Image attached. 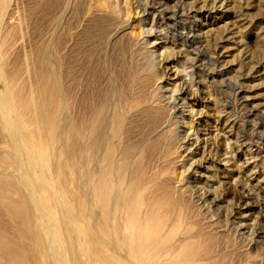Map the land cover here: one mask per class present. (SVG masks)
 Here are the masks:
<instances>
[{
	"label": "rangeland",
	"instance_id": "rangeland-1",
	"mask_svg": "<svg viewBox=\"0 0 264 264\" xmlns=\"http://www.w3.org/2000/svg\"><path fill=\"white\" fill-rule=\"evenodd\" d=\"M1 19L2 74L32 110L49 74L68 124L103 106V137L139 151L128 175L169 177L205 237L190 264H264V0H9Z\"/></svg>",
	"mask_w": 264,
	"mask_h": 264
},
{
	"label": "bare ground",
	"instance_id": "bare-ground-1",
	"mask_svg": "<svg viewBox=\"0 0 264 264\" xmlns=\"http://www.w3.org/2000/svg\"><path fill=\"white\" fill-rule=\"evenodd\" d=\"M8 1L0 0V11ZM4 70L0 58V82L16 83ZM46 79L41 82L49 87L50 109L44 100L41 109H48L38 113L33 107L35 113V98H26L20 80L11 95L0 97V264H190L205 237L181 229L169 177L129 176L131 146H114L111 139L120 137L111 126L110 137H103V106L93 115H77L72 127L53 76ZM85 161L89 168L80 170Z\"/></svg>",
	"mask_w": 264,
	"mask_h": 264
}]
</instances>
